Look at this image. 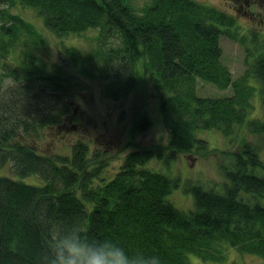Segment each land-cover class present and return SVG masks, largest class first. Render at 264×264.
I'll return each instance as SVG.
<instances>
[{"label": "trees", "instance_id": "1", "mask_svg": "<svg viewBox=\"0 0 264 264\" xmlns=\"http://www.w3.org/2000/svg\"><path fill=\"white\" fill-rule=\"evenodd\" d=\"M16 4L34 8L59 37L99 29L104 44L110 36L121 44L84 58L91 71L84 66L73 73L55 61L53 68L42 67L29 50L13 64L8 56L19 45V32L32 31L9 10ZM236 25L232 15L198 0H146L141 6L135 0H0V59H6L1 65L18 80L5 90L0 71V167L9 163L11 172L0 174V264H44L50 231L74 224L96 239L159 255L162 264H189L191 254L219 262L230 247L264 257V152L242 138L247 132L264 136V120L249 116L255 97L264 107V46L253 36L246 70L235 77L221 39L235 37ZM63 46L76 62L77 48ZM82 73L101 82L115 100L147 77L166 139L137 141L154 124L141 105L126 140L114 136L98 148L78 137L70 153L40 152L27 138L60 125L68 114L78 117ZM201 81L232 93L204 94ZM203 130L219 131L240 147L224 152L230 161L220 164V183L197 180L185 188L193 205L183 209L170 198L179 174L154 168L153 162L168 169L184 154L215 150L199 136ZM119 155L118 168L108 171ZM30 175L42 183L22 179Z\"/></svg>", "mask_w": 264, "mask_h": 264}, {"label": "rangeland", "instance_id": "2", "mask_svg": "<svg viewBox=\"0 0 264 264\" xmlns=\"http://www.w3.org/2000/svg\"><path fill=\"white\" fill-rule=\"evenodd\" d=\"M135 1L137 5L141 6L146 0ZM198 1L221 9L228 16L232 15L235 18L237 25L234 26V31L232 30L235 33V37L224 35L221 39V45L224 51V60L229 65L233 75L238 77L246 70L244 69L246 68V47L247 45H251L250 41L253 36H259L261 38L259 40L260 45L261 47L264 46V0ZM2 7L6 6L2 5ZM9 10L20 14L31 25L32 29L31 32L23 30L19 32V45H16L13 48L14 51H11L8 56L11 62L16 65L20 63L22 51L29 50V52L33 51L36 54L32 57V60L39 63L42 67L49 66L53 68L55 67L53 63L55 61V63L73 73L77 67L82 69L84 66H87L90 70L92 66L88 62L84 64V58L94 54L97 50L105 51L111 47H118L121 44V40L116 36L108 37L104 44V41L97 38L99 29H89L83 34L59 37L45 26L42 17L39 16L34 8L16 4L10 7ZM63 45L75 46L77 48L79 55L76 62L75 58L69 55L70 53ZM27 54L28 52L24 51V56ZM28 60L26 58V61ZM2 62H6V59H0V71L5 73L3 85L6 90L10 86L12 87L14 84H17L18 80L16 78L14 80L9 75L8 68L1 65ZM114 65L118 66L119 63L116 62ZM125 66V73L127 74L131 70V67L127 64ZM78 83L83 85L84 89L76 97L79 102L75 107L78 117H71V121H69L67 127L63 126V121L60 125L41 130L38 136L31 135L27 138V141L36 145L40 152L50 154H54L55 152L70 153L72 143L78 137L88 140L92 147L98 148L104 146V144L108 146L111 139H115L114 136H124L123 138L126 140L130 138L128 132L132 118L141 105H144L149 114H151L154 124L146 132L139 134L137 141L140 145H149L156 140L164 141L166 139V130L158 117L157 101L152 96L151 85L147 77L145 79L139 77L133 89L128 91V96L119 100L106 96L103 92L102 83L92 76L82 73L79 76ZM200 86L201 92L204 94L220 95L232 93L231 89L221 90L213 84L204 81L200 82ZM252 102V112L249 116L264 120V107L260 98L257 96ZM247 134L244 135L245 138H242L254 145L257 144L261 154H263L264 136L252 135L248 132ZM199 136L207 138L210 146L212 148L215 147V150H211L204 156H199L195 153H191L190 155L184 154L176 163L168 166V169L164 168L162 164L153 162L154 168L162 169L165 172L166 170L170 171L173 176L179 174L180 185L173 188L170 198L178 207L183 209H188L193 205L192 196L185 188L197 180L205 186L215 185L216 182L220 183L222 181L220 164L230 161L226 160L229 157L224 156V152L236 150L240 147L239 145L236 146L233 142L226 141L225 135L216 130L214 132H211V130L200 131ZM112 152L115 151L113 150ZM126 152V150L123 151V155ZM121 156L119 155L115 160H111V166H109L108 171H115L118 168ZM8 164L6 163L0 167V174L11 173ZM22 179L35 184L42 183L41 178L37 175H30ZM189 264H264V257L241 253L235 248L230 247L227 250L225 259L222 261H204L198 256L191 254Z\"/></svg>", "mask_w": 264, "mask_h": 264}, {"label": "clouds", "instance_id": "3", "mask_svg": "<svg viewBox=\"0 0 264 264\" xmlns=\"http://www.w3.org/2000/svg\"><path fill=\"white\" fill-rule=\"evenodd\" d=\"M44 264H162L159 255L130 251L111 238L96 239L79 224L51 230Z\"/></svg>", "mask_w": 264, "mask_h": 264}, {"label": "flooded vegetation", "instance_id": "4", "mask_svg": "<svg viewBox=\"0 0 264 264\" xmlns=\"http://www.w3.org/2000/svg\"><path fill=\"white\" fill-rule=\"evenodd\" d=\"M69 121L71 120L66 119L63 123V126L67 127L69 125ZM72 126H73V123H72Z\"/></svg>", "mask_w": 264, "mask_h": 264}]
</instances>
